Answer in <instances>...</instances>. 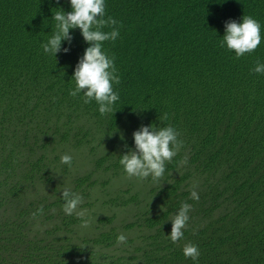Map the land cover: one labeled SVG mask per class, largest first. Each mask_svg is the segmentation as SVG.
Masks as SVG:
<instances>
[{"label": "trees", "instance_id": "16d2710c", "mask_svg": "<svg viewBox=\"0 0 264 264\" xmlns=\"http://www.w3.org/2000/svg\"><path fill=\"white\" fill-rule=\"evenodd\" d=\"M105 5L123 26L103 46L121 82L113 84V112L102 116L83 92L69 95L90 46L81 30L70 29L73 40L56 57L41 48L54 12H71L70 0H0V264H264V74L251 71L264 63V0ZM245 15L260 23L262 39L237 59L220 41L225 23ZM153 124L175 127L183 147L158 182L129 178L119 160L135 148L133 133ZM87 148L100 155L75 176ZM100 177L102 187L123 186L86 216L85 228L63 212L62 190L89 199L81 209L92 207ZM182 202L192 205L190 220L173 243L170 220ZM120 234L127 243L117 245ZM188 242L199 247L198 261L185 258Z\"/></svg>", "mask_w": 264, "mask_h": 264}, {"label": "clouds", "instance_id": "9594fccd", "mask_svg": "<svg viewBox=\"0 0 264 264\" xmlns=\"http://www.w3.org/2000/svg\"><path fill=\"white\" fill-rule=\"evenodd\" d=\"M71 12L56 11L53 20L55 30L46 42L41 44L45 54L56 57L62 50V41L67 40L71 44L73 37L70 29L79 28L86 43L90 46L85 49L84 55L77 63L73 75L74 89L69 90L73 98L83 92V102L91 103L93 100L99 105L100 114L106 115L113 112L114 104L120 99L118 92L114 91L113 84H120V77L115 65V55H108L104 50V43L115 41L120 35V22L111 16L106 17L105 0H70ZM110 28V31H104ZM225 35L220 41V47L227 46L229 51H234L237 59L245 54H251L261 44V25L252 16L245 15L242 23L229 20L225 23ZM65 53L69 48H63ZM253 73L264 74V63L257 61L251 69ZM168 114L160 116L161 121H166ZM180 132L172 125L157 127L141 125L133 133L135 148L128 150L119 160L129 178L145 180L152 178L158 182L166 171V163H170L183 147V141L179 139ZM127 147V146H126ZM61 163L72 165L73 157L68 154L61 156ZM187 156L180 165L187 164ZM196 185L190 193V198L199 200ZM63 212L66 215L75 214L81 219L82 227L87 228L90 221L86 218L87 209H81L83 197L69 187L62 190ZM192 205L182 202L178 212L170 220L172 223L170 240L177 243L184 238V230L190 220L189 212ZM44 214L43 206L33 212V218ZM117 245L127 243V237L120 234L116 240ZM183 254L185 258L198 261L199 247L191 242L184 244Z\"/></svg>", "mask_w": 264, "mask_h": 264}, {"label": "rangeland", "instance_id": "374dc122", "mask_svg": "<svg viewBox=\"0 0 264 264\" xmlns=\"http://www.w3.org/2000/svg\"><path fill=\"white\" fill-rule=\"evenodd\" d=\"M94 146H95V144H94ZM89 149H91V148H87V149L83 150L82 153L78 156V160H77L78 163L76 162V166L72 170V172L75 176L83 175L85 173V171L91 166L90 162L92 161V158L98 157L100 155L98 153L99 149H97L95 151L94 155H90ZM103 181H104V179L102 177H100L99 178L100 191L97 190V192L94 194V197L92 199H90V202L93 203V206L86 208L87 209V216L93 214L96 211H99L100 207H102L103 201L106 199V197H108V196L113 197L115 194V191L119 187L123 186L122 181H116V182H112L109 186H106V187L103 186L102 187L101 184ZM99 186L97 187L98 189H99ZM79 194H80V192H79ZM83 201H84V203L89 202V199H84ZM127 212L128 211H125V212L117 211V213L119 214V217L121 219L127 217L128 220H131V216L126 215V214H128Z\"/></svg>", "mask_w": 264, "mask_h": 264}]
</instances>
